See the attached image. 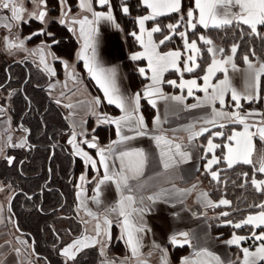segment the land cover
Wrapping results in <instances>:
<instances>
[{"label":"snow or ice","instance_id":"obj_1","mask_svg":"<svg viewBox=\"0 0 264 264\" xmlns=\"http://www.w3.org/2000/svg\"><path fill=\"white\" fill-rule=\"evenodd\" d=\"M33 4L34 8L41 10L33 11L29 13V16L39 20L41 23L45 22V18L48 15L46 0H29ZM60 5L63 9L62 18L60 23H66L65 18L68 12L71 10L67 7L68 0H59ZM101 8L106 9L105 11H97L93 8V0H79V8L83 11L91 13L92 19H89L87 15L81 19H72L73 25L79 26V37L83 41L82 49L79 53V59L84 61L85 68L88 69L89 74L93 79L96 80L97 84L103 90L104 97L107 99L108 104L115 105L119 108L124 115L112 119L105 117L101 123H110L116 125V134L119 137L117 141H113V145L122 144L126 141H130L136 138V136H147V125L145 124L144 117L137 115L140 109L141 94L136 93L134 97L126 99L120 94L115 81V70L103 68L96 54V46L99 36V27L101 21L111 24L113 27L119 29L120 25L116 23V18L113 15V6L111 0H95ZM138 3L146 9H150L151 12L148 15H141L135 19V23L139 27V32L132 31L129 33L135 40L140 44L143 51L135 52L130 56L133 61H139L142 59L147 60V71L151 72V84L148 85L143 93L144 98L148 99L153 107H155V100L151 97L159 94L161 98L168 99L163 95L161 85L167 83L172 87H177L181 90L187 89V96L192 97L194 90L204 93L203 98L196 97L197 103L192 105H185L186 108H197L204 105H211L212 112L209 118L203 120V125L199 131H189L187 137L191 143L197 137L203 136L205 133H209L207 139V146L204 149L205 154L212 153L211 159L207 161L205 169L210 174L213 181H220V172L213 170V165H218L223 160L227 168L231 169L237 164L252 165L254 161L252 159L254 151V138L258 137L260 141H264V119H261L259 123L252 124L248 122L249 117L255 115L264 116V113L256 111H249L241 114L240 109L242 108L241 100H247L248 102H254L259 98V88L261 76L264 75V64L259 69L255 70L253 76V83L249 85V90L244 93H240L236 88L231 86L228 76V66L231 65L233 71L236 70V65L233 63V57L236 55L238 45L233 44L231 47V55L227 58L223 57L224 48H216L211 38L201 34L198 39H192L189 41L188 33L185 31H179L180 24L186 23V27L191 30H196L197 25L203 26V28H225L233 25L234 23L240 25H247L250 32L255 35H259L258 26H264V0H194V9L188 8L186 11L183 7L182 0H138ZM121 11L124 15L130 13V7L127 3L120 5ZM0 9L10 10L11 16L5 17L6 20L13 22H26L24 20V13L27 11L22 3H17V0H0ZM198 11V18L195 13ZM171 13H177L179 19L177 23L167 24L166 29L173 35L178 34L183 41V52L180 50H169L160 51V46L165 45L166 42L173 39V35L164 33L163 27L157 25L148 30L145 27L146 21L155 20L159 16L168 15ZM6 28L11 29V23H5L3 25ZM75 28H70L69 31H75ZM161 33L162 38L157 41L153 39V34ZM195 34V33H194ZM38 35H51V33H45L43 30L32 33V35L25 39L30 40L32 36ZM145 37H147L145 39ZM5 43L9 49L24 48L25 39H19V42L11 40L9 37H5ZM198 41L202 42L203 45H207V53L211 54V63L207 66L205 74L200 77L203 80V84H198L197 78L184 79V73H194L196 69L200 68L201 65L197 62L198 58L202 59V49L198 46ZM52 43H56L53 39ZM91 50V55H89ZM40 62L45 65V68L55 75L51 68H48L44 59V49L40 48ZM217 53L221 55L220 59H217ZM243 60L248 64L249 69L253 68L249 57L245 55ZM182 65V67H181ZM67 67V64H65ZM169 70H174L180 76V82L177 84L176 80H164V73ZM217 72L224 74L223 79H220L217 83L212 82V78ZM139 73L144 76L146 74V68L140 67ZM231 93V100L234 102L236 111L226 112L217 110L215 107L218 102L221 109L225 106V95ZM173 101L183 104L185 96L173 95L170 97ZM59 103V101H57ZM96 104L100 103L97 99ZM225 122L233 124H240L243 126L242 131L231 130L229 134L225 135L223 131L212 132V128L224 129L226 127ZM155 123L160 124L159 117H157ZM127 127L129 131H134L135 135H124L122 128ZM194 125L188 126L190 130L194 128ZM255 128V131L252 129ZM215 137H225L229 143L223 144V148L227 151L222 153L220 156L216 155V149L222 147L220 143H214ZM155 140L156 147L159 149L160 161L165 170L175 166L178 163H187L192 159L191 153L187 150H183L182 144L177 143L175 139H169L164 134L155 135L152 137ZM73 146L75 155L81 156L84 159L86 165H91L93 169L97 168V161L92 158L87 152L83 151L80 145L76 142V133L73 132L71 139L68 141ZM89 148H97L95 143V137L92 142L87 140L83 141ZM23 146V145H18ZM106 151L108 155H106ZM113 146L109 145L108 149L98 148L97 154L99 155V164L103 167L104 173L102 178L98 180L93 200L96 203H100L99 197L101 194V186L105 185L106 182H112L115 184L116 191L120 193V200L117 202L116 207L110 209V211L117 212L118 217H122L121 228L122 238L126 237V244L131 250L133 257H139L140 249L142 247V233L146 231V226L142 223L143 215L151 210L150 205H144L145 197H141L139 204L134 195H125V191L128 193L132 192V188L129 185V180L134 179L141 175L143 168L147 161V157L143 149H131L119 152L116 159L119 160V170H110L109 157L113 154ZM9 164L12 163L11 158L8 160ZM258 167L254 169L255 172L264 174V155H261L258 160ZM116 164L113 161L111 169H115ZM199 171V169H197ZM244 177H248V173H242ZM81 181L85 180V176L80 177ZM247 182V181H246ZM251 186L257 193L264 195V179H257L252 176L250 179ZM196 185L192 186V189L177 190L180 195L188 194L190 191L195 190ZM168 190L162 189L159 193L149 195L146 197L147 201L155 203L162 199ZM199 200L208 208H219L221 206L231 207L232 202L226 198L219 199L218 202H214L209 198L207 192H201ZM260 211L253 215L249 214L246 218H242L238 222H234L232 219L224 221L226 225L233 227L234 229H241L245 226H251L253 229H262L259 234L253 231L251 237L245 235H237L235 232L232 233L231 238L227 239L225 243L228 246H241V242L248 239H254L259 241V245L255 248V251H250L248 247H242L241 251L243 254L242 261L239 264H259L260 261H264V203L253 205ZM135 214V222L133 219ZM89 215H92L89 212ZM220 216L229 217L228 211H223ZM98 219V218H97ZM105 228H101V224L98 222L95 226L94 237L83 236L74 240L71 244L64 247L61 251V255L68 261H74L77 254L82 250L90 247H94L96 244L101 243V254H103V247L107 244V240L111 238V225L112 221L108 219L107 215L103 221ZM150 231V229H147ZM103 235L106 237L105 241L101 242L98 237ZM177 236L183 239H178ZM170 242L173 245H190L191 240L189 239L188 232H180L173 234L170 237ZM156 248H160L159 245H154ZM163 252V250L161 249ZM197 258L201 259H189L184 258L181 264H210L211 261H215V264H223L219 255L210 252L207 249H202L195 253ZM210 258V259H202ZM162 264H167L166 253L161 257ZM112 264H116L115 261ZM138 264H147L144 260H139Z\"/></svg>","mask_w":264,"mask_h":264},{"label":"crops","instance_id":"obj_2","mask_svg":"<svg viewBox=\"0 0 264 264\" xmlns=\"http://www.w3.org/2000/svg\"><path fill=\"white\" fill-rule=\"evenodd\" d=\"M57 1L59 2V0ZM71 5H73L74 8H72ZM67 7L71 9L69 12H74L73 10H81L79 8V0H68ZM93 8L97 11L106 10L95 3V0H93ZM189 8L194 9V0H190ZM60 9L62 12L63 9L61 5ZM33 11H35V8L28 9L25 14L28 15V20H35L38 22L37 19L29 16V13ZM146 11L147 13L145 15H148L151 12L150 9H146ZM83 12L84 14L82 16H78L76 19H81L85 15H87L89 19H92L91 13H88L86 11ZM195 15L198 18V11L195 13ZM69 17H71V15ZM147 22L148 21H146L145 23V27L148 30L154 27L149 26ZM17 25H19V23H17ZM136 26L138 33L139 27L137 24ZM197 26L203 28V26ZM243 26L248 27L247 25ZM74 27L76 29L74 31V37L77 47L73 56V61L75 63L73 64L75 66L76 63L81 60L79 59V53L82 49L83 41L79 37V26L74 25ZM98 27L99 36L96 46V54L100 65L105 69L115 70L116 86L118 87L122 96L128 99L134 97L136 93H140L141 101L144 100L146 103H148V99L144 98L143 96L146 87L151 84V72L147 71L146 59L139 60L144 62V67L146 68V82L142 85H138L135 83L134 86H132L129 80L131 63L136 62L131 60L130 56L135 52L143 51L140 44L135 40L139 48L135 52H130L127 49L125 36L120 27L119 29H117L111 24L104 21H101ZM208 29L216 28L209 27ZM146 38L147 37H145V39ZM153 39L156 41L154 34ZM44 45L48 46L46 53L47 55H49L50 45H48L47 43H44ZM38 49L39 45H36L34 47V50L35 52L38 51V53H40ZM88 54L91 55V50H89ZM216 58H221L219 53L217 54ZM224 58H227V56H225ZM37 59L38 60L36 62H38V66H36L43 70L50 79L47 83V93L49 98L62 108L64 115L70 124L67 145L75 155L73 146L68 143V141L72 137L73 132H75L76 142L80 145L83 151L87 152L90 156H92L93 159L97 161V168L93 169L90 164H85L83 157L75 155L83 161L85 167L89 168L90 172L93 173V176L89 177L88 174L82 173V175L85 176V180L81 181L80 177L82 175H80L78 178L76 191L77 218L81 224L82 232L78 237L74 238L67 245L71 244L78 238H82L83 236L94 237L96 235L95 226L98 222L101 224L102 229L106 227L103 223L105 215H107L108 219L112 221V225L114 224L119 228V232L122 238V217H118L117 212L110 211V209L116 207L117 202L121 198L120 193L116 191L115 184L112 182H106L105 185L101 186V194L99 197L100 203H96L93 200V197L96 195L95 189L98 180L102 178L104 173L103 167L99 164L100 158L97 154L98 148H105L107 150L108 146L112 145L114 151L113 154L109 157L108 162L110 165V170L115 171L119 170V160L116 159V157L119 155V152L131 149L144 150L147 161L143 168V172L136 178L129 180V185L132 188V192L128 193L127 191H125L124 194L134 195L137 200L136 206H141L139 204L140 198L142 196L145 197L144 205H150L151 210L143 215L142 223L146 226V231L140 234L142 235V247L140 249L139 257L132 256L131 250L126 244L125 237L122 238V240L126 247V255H124L123 257H117V259L115 260L110 259L105 255L106 246L110 240L108 239L107 244L103 247V254H101V243H98L94 246L99 250V253L101 254V261L99 264H112L113 261H115L116 264H134V262H138L139 260H144L147 262V264H152L150 262H159L160 264H162L161 257L165 253L167 264H181L184 258L193 260L201 259L197 258L195 256V253L202 249H207L210 252L219 255L223 264H239L240 259H242V251H232V246H228L225 241L216 240L212 236L207 221V207H205L204 204L199 200L200 193L205 192V187L202 186L204 184L199 179V171L201 169V161L203 160V148H206L207 139L209 138V136L206 133V135L204 134L203 136L197 137L191 143L188 141L187 137L189 135V131H199L202 126H205L203 125V120L211 116L212 106L206 104L197 108H186L185 105H192L197 103L196 97L203 98L204 93L194 90V95L192 97H188L187 89L181 90L177 87L168 85L166 82L163 83L160 86L163 95L169 98L163 99L159 94L151 97V99L155 100L156 105L155 107H153L150 103H148L153 109V117L150 118L145 116L141 112V109H139V112L137 113V115L144 117L145 124L147 125V132L149 133V135L136 136V138L133 140L126 141L122 144L113 145V141H117L119 139L116 134V125L110 123H101V121L105 117L117 119L123 116L124 113L115 105L108 104L107 99L104 97L103 90L97 84L96 80L93 79L89 74L88 69L85 68L84 61L82 60L84 74L81 77H84L85 81H81L79 80L81 79L80 77L74 75L75 72H78L76 67L73 69L70 66L69 62L65 59L63 60V62L62 60H60V63L62 64L61 67L67 64L66 68H68L67 70L68 72L70 71V73L62 72L60 75H57L56 73V76L50 73L47 68H45V65L40 62V58ZM252 65V69H249V66L246 63L243 66H236L235 71H233L231 65L228 66V76L231 86L236 88L240 93H244L246 90H249V85L253 83L254 72L255 70L260 68V66L254 65L253 63ZM169 72L175 71L169 70L168 72H165L164 80L165 75ZM223 76L224 74L222 72H217L216 75L212 78V82L217 83L220 79H223ZM168 80L175 79L170 78ZM179 82L180 77L177 80V84H179ZM197 82L198 84H203L202 79L200 81L197 80ZM51 85H53V88H50ZM173 95L185 96L184 103L180 104L170 99V97ZM97 99L100 100L99 104H96L95 102ZM57 101H59V103ZM247 102V100H241V103ZM104 106L111 107L115 111L107 110ZM215 107L217 108V110L226 112L236 111L234 102L231 100L230 92L225 95V106L223 107V109H221V106L218 102L216 103ZM157 117H159L160 120L159 125L155 123ZM190 125H194L195 127L190 130H186ZM208 127L212 128L210 125H208ZM242 130L243 126L241 125V129L236 131ZM122 133L124 135H135V132L129 131L127 127L122 128ZM159 134H164L169 139L174 138L177 143H181L183 150H187L191 153L192 159L187 163H178L168 170H165L160 161L159 149L156 147L155 140L152 139L153 136ZM93 137H95L97 148H89L87 144L83 143V141L85 140L92 142ZM204 139L205 141H203ZM225 143L229 142L226 140ZM24 145V134L17 131L16 128L13 130L9 119H1L0 159L5 158L9 149L22 148L24 147ZM226 151L227 149L224 148V152ZM258 153V148L257 146L255 147L254 143L252 159L257 167L259 166L258 160L261 155H264V151L261 150V152L259 154ZM106 155H108L107 151ZM113 161H115L116 164L115 169H111ZM207 161L202 164L205 171V165L207 164ZM197 169H199V171ZM89 183H92V187L90 190L88 189ZM194 184L196 185L195 190L190 191L188 194L180 195L177 192V190L192 189V186ZM162 189L168 190L167 194L162 199L156 201L155 203L147 201V196L159 193ZM10 197L11 190L6 185L0 183V264H40L39 261L33 257L30 245L16 232L13 226V221L9 213L7 212V204ZM89 212H91L92 215H89ZM133 219L135 222V214H133ZM147 229H150V231H148ZM180 232L189 233V239L191 240L190 245L180 246L171 244L170 237L173 234H178ZM177 238L183 239L179 236H177ZM98 239L101 242L105 241L106 237L103 235V232L101 236L98 237ZM219 244H222L224 248L222 246L220 247ZM67 245H65L64 247H66ZM154 245H159L160 248H156L154 247ZM175 247L182 248L184 250V253L179 256H172L171 251L172 248ZM161 249L163 250V252L161 251ZM61 260L63 264H69L71 262L66 260V258L62 255ZM210 264H215V261H211Z\"/></svg>","mask_w":264,"mask_h":264},{"label":"trees","instance_id":"obj_3","mask_svg":"<svg viewBox=\"0 0 264 264\" xmlns=\"http://www.w3.org/2000/svg\"><path fill=\"white\" fill-rule=\"evenodd\" d=\"M49 3L51 4V2ZM111 3L116 21L124 33L127 49L130 52L137 51L139 46L129 33L137 32L135 19L145 15L146 8L142 3H138V0H111ZM122 3L129 5L130 13L128 15H124L121 11ZM182 3L186 11L190 7V0H183ZM53 5L49 6L50 10L57 12ZM71 7L74 8L73 5ZM179 15L171 13L147 23L149 26L160 25L163 27L164 33H168L164 26L177 23ZM41 27L40 23L35 20H29L26 24L19 25L23 35L41 30ZM179 31L187 32L189 41L198 39L201 34L211 38L215 46L224 48L223 57L231 55L230 49L233 44L238 45L237 53L233 57V63L236 66L245 65L243 60L245 55L254 65H257V58L264 64V26H259V35H255L250 32L248 27L239 24L220 29H203L197 26L196 30L188 31L185 22H182ZM44 32L51 33V35L32 36L30 40H27V45L32 46L37 43L36 41H43L50 45V50L57 57H62L67 61L73 59L77 48L76 41L66 26L58 22H51ZM154 35L157 42L162 38L161 33ZM53 39L56 43H52ZM198 43L202 49V59L198 58L197 62L201 67L194 73H184L185 79L197 78L200 81V77L203 76L204 70L211 61V55L206 51L208 46L199 41ZM159 50H180L183 52V41L178 34L173 35V39L166 42L165 45H161ZM5 59V56L0 57L1 92L5 90L9 95L14 92V97L13 100L10 98L8 102L2 101L3 109L10 116L14 128L20 133H27L24 147L11 148L5 158L0 159V183L8 186L11 195L16 192L10 205L11 213L8 210L7 212L12 221L15 219L17 233L29 245H32L34 258L42 264H63L61 260L62 248L82 232L81 224L77 218V177L84 171H87L89 177L93 176V173L85 167L83 161L75 156L67 145L70 124L62 108L48 96L49 76L30 60L9 63ZM61 65L58 61L54 62L57 75L62 73ZM75 67L81 74H84L82 60H79ZM140 67H144L143 61L131 63L129 80L132 86L135 83L142 85L146 82V74L142 76L139 73ZM179 77L176 72H169L165 75V81L170 78L177 81ZM241 104V113L251 110L264 113V75L260 80L259 98L254 102ZM104 107L107 110L115 111L111 107ZM140 109L145 116L153 117L152 107L144 100L141 101ZM239 129H241L240 124L228 122L224 129L211 128V131L219 130L227 135L231 130ZM207 135L209 136V133ZM225 141V137L214 138V143L222 145L221 148L216 149L217 156L224 153L223 144ZM254 143L255 147L264 146V142L258 138L254 139ZM202 153L203 160L201 161L199 179L205 185V192L214 202H218L221 198L232 202L231 207H207V221L212 236L216 240L226 241L231 238L233 232L249 237L253 231L259 234L262 229H253L251 226L234 229L226 225L224 221L232 219L234 222H238L242 218H246L247 215L257 214L260 211L253 205L264 203V195L254 190L250 179L252 176L258 180L264 179V175L254 171L257 167L255 164H237L229 169L226 163L221 160L220 164L213 165V170L220 172V181H213L202 165L211 159L212 154H205L204 148ZM7 157L12 158L10 165L6 161ZM245 172L248 173V177L242 175ZM91 187L92 183H89L88 189L90 190ZM223 211H228L230 216H220ZM110 233L111 238L106 246L105 255L115 260L117 257L126 255L127 251L116 225L111 226ZM259 243L261 242L248 239L241 242L240 247L232 246L231 248L232 251L238 252L242 247L251 249ZM182 253H184L182 248H172V256H179ZM100 261L99 250L96 247H91L77 254L76 259L69 264H99ZM150 263L160 264L159 262ZM134 264H138V262H134Z\"/></svg>","mask_w":264,"mask_h":264},{"label":"rangeland","instance_id":"obj_4","mask_svg":"<svg viewBox=\"0 0 264 264\" xmlns=\"http://www.w3.org/2000/svg\"><path fill=\"white\" fill-rule=\"evenodd\" d=\"M49 2H51V4L49 3ZM17 3H22L23 4V6H24V8L26 9V10H28V9H31V8H34V6H33V4L32 3H30L29 2V0H17ZM52 4H54L53 5V8H55L56 10H57V12L56 11H51L50 10V8H49V6H51ZM46 5H47V12H48V15H47V17L45 18V22L44 23H41L39 20H38V22L40 23V25L42 26L41 27V30H43V31H45L46 29H47V27L49 26V24L51 23V22H58L59 23V21H60V19L62 18V12H61V9H60V5H59V2L56 0V1H54V0H46ZM75 9H77V8H75ZM39 10H41V9H39V8H35V11H39ZM63 11V10H62ZM74 12H68V15H67V17H63V18H65V20H66V23H64V25H66V27L68 28V30L70 29V28H75L74 27V25L71 23V20L72 19H76L78 16H82L83 14H84V12L82 11V10H73ZM27 12V11H26ZM82 13V14H81ZM72 14H74V15H72ZM71 15V17H69ZM11 16V12H10V10H3V9H0V57L1 56H5V60H6V62H15V61H18V60H24L25 58H26V60H31L32 62H34V64H38V62H36L38 59L37 58H40V53H38V51H36L35 52V50H34V47L36 46V45H39V49L40 48H43L44 49V58H45V63L47 64V66L48 67H51V69L53 70V72L55 73V76H56V66H54V62H57V60H58V62H61L60 60H62V62H63V60H64V58H60V57H57V55L55 54V53H53V52H51V50H50V52H49V55H47V53H46V50H47V48H48V46L46 45H44V42L43 41H36L37 43H35L34 45H32V46H29V45H27V39H25L26 37H28V36H30V35H32V33H35V32H39V31H41V30H37V31H32L31 33H28V34H25V35H23L22 34V32H21V30L19 29V25L21 24V23H24V22H13V21H10V20H6L5 19V17H10ZM24 20L26 21V23H27V21H29L28 20V15H26L25 13H24ZM5 23H11L12 24V27H11V29H9V28H6V27H4L3 25L5 24ZM17 23H19V25H17ZM26 23H24V24H26ZM59 24H61V23H59ZM155 26H157V25H154V27ZM185 27H186V23H185ZM187 28V27H186ZM187 30L188 31H190L191 29H188L187 28ZM46 33V32H45ZM48 33V32H47ZM70 33H72L73 35H74V31H70ZM169 33V32H168ZM167 33V34H168ZM170 35H172V33H169ZM9 37L11 40H13V41H15L16 43H18L19 42V40L17 39V38H19V39H25V45H24V48H16V47H13V48H11V49H9L8 47H7V45H6V43H5V37ZM44 36H50V35H44ZM40 39V38H39ZM202 43V42H201ZM198 46H199V43H198ZM216 47V46H215ZM217 48V47H216ZM38 49V50H39ZM34 50V51H33ZM218 54V53H217ZM211 55V54H210ZM37 57V58H36ZM50 59H49V58ZM212 57V56H211ZM36 58V59H35ZM54 59H55V61H54ZM66 60V59H65ZM257 60V62H256V64L258 65V66H261L262 65V63L260 62V60H259V58H257L256 59ZM54 61V62H53ZM69 62V64H70V66L74 69L75 68V66H74V61H73V59H71L70 61H68ZM74 63V64H73ZM38 66V65H37ZM74 66V67H73ZM68 68H66L65 67V65L64 66H62L61 68H60V70H61V72H63V73H70V71L68 72V70H67ZM71 69V68H70ZM69 69V70H70ZM67 70V71H66ZM81 73L78 71V72H75L74 73V75L75 76H77V77H80L81 79H79V80H83V81H85V79H84V77H81V76H83V73H82V75H80ZM80 81V82H81ZM50 88H53V85H51V87ZM13 97H14V92L13 93H11L10 95L4 90V91H2V92H0V120L2 119H5V118H7V119H9V122H10V124H11V127L13 128V130L15 129L14 128V126H13V124H12V122H11V118H10V116L7 114V112L5 111V109H3L4 107V104H2V101L3 100H5L6 102H8V100L11 98V100H13ZM6 105V104H5ZM251 111H256V112H259V113H262L261 111H257V110H251ZM247 112H249V111H247ZM247 112H244V113H247ZM244 113H242V114H244ZM261 119H264V116H261V115H255V116H251V117H249V119H248V122L249 123H252V124H257V123H259V121L261 120ZM216 131H218V130H216ZM252 131H255V128H253L252 129ZM25 135V134H24ZM82 146V145H81ZM258 148V152L260 153L261 152V150L262 151H264V146H258L257 147ZM261 149V150H260ZM258 153V154H259ZM210 154H212V153H210ZM10 158V157H9ZM9 158L7 157L6 158V161L8 162V160H9ZM218 171V170H217ZM207 172V171H206ZM82 173H86L87 174V171H84V172H82ZM82 173L80 174V175H82ZM208 174V173H207ZM79 175V176H80ZM79 176L77 177V183H78V178H79ZM209 176H210V174H209ZM211 177V176H210ZM203 187H205V185H202ZM8 187V186H7ZM17 232V231H16ZM259 245V244H258ZM257 245V246H258ZM219 246L221 247H223V245L222 244H219ZM257 246H255L254 248H251L250 249V251H255V248L257 247ZM224 248V247H223ZM242 256V259H243V254L241 255ZM234 258V257H233ZM242 259H240V261H242ZM40 263V262H39ZM260 264L261 263H263L264 264V261H260L259 262ZM40 264H42V263H40ZM230 264H232V263H230Z\"/></svg>","mask_w":264,"mask_h":264},{"label":"water","instance_id":"obj_5","mask_svg":"<svg viewBox=\"0 0 264 264\" xmlns=\"http://www.w3.org/2000/svg\"><path fill=\"white\" fill-rule=\"evenodd\" d=\"M26 137H27V134H26V136H25V141L27 140ZM11 160H12V158H11ZM8 165H10L9 162H8ZM15 194H16V192L12 194V196L10 197L9 202H8V204H7V210H8V212H10V213H11L10 205H11V202H12V200H13ZM13 226H14L15 230L17 231V227H16V224H15V219H13ZM30 249H31L32 254L34 255L32 245H30Z\"/></svg>","mask_w":264,"mask_h":264},{"label":"flooded vegetation","instance_id":"obj_6","mask_svg":"<svg viewBox=\"0 0 264 264\" xmlns=\"http://www.w3.org/2000/svg\"><path fill=\"white\" fill-rule=\"evenodd\" d=\"M25 60V59H24ZM15 62H17V61H15ZM0 92H1V87H0ZM27 134V133H26ZM26 134L24 135V140H25V136H26ZM27 141V140H26ZM26 141H25V144H26ZM25 146V145H24ZM17 149V148H16ZM12 196V195H11Z\"/></svg>","mask_w":264,"mask_h":264}]
</instances>
